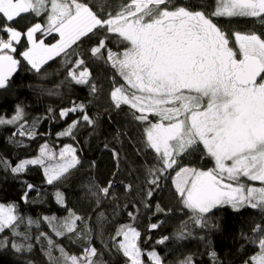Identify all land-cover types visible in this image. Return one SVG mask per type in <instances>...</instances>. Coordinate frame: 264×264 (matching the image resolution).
Listing matches in <instances>:
<instances>
[{
    "label": "snow or ice",
    "instance_id": "6c2138e0",
    "mask_svg": "<svg viewBox=\"0 0 264 264\" xmlns=\"http://www.w3.org/2000/svg\"><path fill=\"white\" fill-rule=\"evenodd\" d=\"M22 14L44 16L45 23L33 24L22 34L11 27V22ZM219 17L256 18L264 25V0H215L211 14L173 6L172 0H124L119 10L107 13L103 6L101 11H95L84 0H0V21H7L0 23V32L7 34V39L0 37V89L8 86L20 63L13 53L17 51L14 42L18 44L22 35L27 37L29 46L20 56L39 73L54 57L62 53L69 56V50L82 38L102 33L90 53L105 59L114 69V76L122 81L118 86L114 84L110 93L115 106L128 105L134 119L144 125L145 146L155 153L158 164L148 169L151 178L147 182L158 186L169 170L174 171L171 180L176 194L192 213L197 227H205L207 215L218 207L264 210V34L235 31L233 45L228 33L214 21ZM36 33H56L59 39L46 44L43 39H36ZM111 36L122 46L119 51L107 48ZM84 63L77 56L68 70V77L77 84L88 83V69L80 70ZM92 91H96L95 85ZM83 108L81 104L61 110L60 117ZM23 118L24 111L17 106L11 119L0 117V124H16ZM82 118L93 123L87 114ZM77 123L73 121L58 135H71ZM18 134L34 136L35 123L29 131L25 130V123H20ZM201 148L213 167L202 170L181 166L184 156ZM44 157L57 161L44 168L49 185L64 178L80 162L72 145H65L57 160V154L45 143L40 156L21 161L11 171L21 172L27 164L44 165ZM248 182H259L260 186ZM32 187L28 185L29 189ZM110 188L111 182L101 187L99 194L107 197ZM55 195L57 203L63 205L62 193ZM42 220L56 237L84 235L77 231V221L82 217L71 210L62 219L44 216ZM24 222L14 204H0V233L10 231L12 237L24 241L17 243L3 237L0 247L11 243L17 252L32 250V244L27 243L31 237L18 231ZM33 224L39 227L37 221L28 218L27 226ZM156 227L150 225L151 229ZM252 233L247 239L257 251L244 264H264V220L253 227ZM139 236L134 227L122 225L111 238L129 264H144L136 242ZM41 238L47 240L45 255L49 264H102L95 259L98 252L91 245L77 256L69 254L47 233L36 237L38 242ZM146 255L151 264H163L155 251ZM211 255L215 259V253ZM180 264L193 262L186 257Z\"/></svg>",
    "mask_w": 264,
    "mask_h": 264
},
{
    "label": "trees",
    "instance_id": "16d2710c",
    "mask_svg": "<svg viewBox=\"0 0 264 264\" xmlns=\"http://www.w3.org/2000/svg\"><path fill=\"white\" fill-rule=\"evenodd\" d=\"M84 2L95 11H101L103 6L107 13L119 10L124 0ZM209 5L207 1L205 6ZM223 18L245 30L253 27L259 33L261 24L256 19ZM45 19L44 16L22 14L11 22V27L23 34L33 24H44ZM251 23L257 26H251ZM102 35L90 34L82 38L69 50V56L62 53L54 57L42 66L39 73L20 56L29 46L27 37L22 35L20 42L14 44L17 51L13 55L20 63L8 86L0 89V117L11 119L20 106L24 118L16 124H0V161L4 162L0 163V204L16 206V212L25 218L18 231L31 237L27 243L33 247L31 251L22 252L15 251L11 243L0 247V264H49L45 255L47 240L41 238L38 242L36 239L41 232L47 233L69 254L79 256L85 247L91 245L98 252L95 259L102 264H129L111 239L122 225L134 227L140 233L136 242L142 250L144 264H151L146 255L150 251H155L163 264H180L186 257H191L193 264H244L257 251L247 237H251L253 227L264 220V210L247 206L239 210L231 206L218 207L207 215L205 227H197L191 219L192 213L184 208L176 194L171 180L174 171L169 170L158 186L147 182L151 178L148 169L158 167V164L155 153L145 146L144 125L134 119L133 110L128 105L115 106L110 93L114 84L118 86L122 81L114 76V69L105 59H97L90 53ZM0 37L7 39V34L0 32ZM36 39L53 44L59 37L55 33H36ZM121 47L115 36L107 40V48L119 51ZM77 56L85 62L80 70L86 67L90 73L88 83L77 84L68 77V70ZM93 85L95 92L92 91ZM81 104L84 106L82 111L78 109L60 117L61 110ZM84 114L90 117L92 124L83 120ZM73 121L78 123L71 135H58ZM20 123H25L26 131L35 123L36 134L20 136ZM45 143L56 154L65 145H72L79 164L51 185L47 183L44 165L27 164L21 172L11 171V167L21 161L40 156L41 145ZM114 152L118 155L114 156ZM181 166L207 170L214 165L201 148L184 156ZM109 182L108 196L99 194V189L107 187ZM29 184L32 189L28 188ZM57 192L63 195V205L57 203ZM69 210L82 217L77 221V231L84 235L71 233L56 237L42 217L62 219ZM130 212L133 216H129ZM28 218L37 221L39 227L36 224L27 226ZM152 224L157 227L151 229ZM3 237L24 243L7 230L0 233V239ZM164 237L168 239L158 243ZM212 253H215V259ZM53 254L59 255L55 250Z\"/></svg>",
    "mask_w": 264,
    "mask_h": 264
},
{
    "label": "flooded vegetation",
    "instance_id": "af4514ba",
    "mask_svg": "<svg viewBox=\"0 0 264 264\" xmlns=\"http://www.w3.org/2000/svg\"><path fill=\"white\" fill-rule=\"evenodd\" d=\"M210 3L209 6H205V4ZM193 2V1H192ZM194 3H197L196 5ZM172 5L173 6H185L188 8H191L193 10H203L206 11L208 14H211V12L213 11V9L215 8V0H195V2L193 3H188V2H183L180 0H172ZM240 19H244L245 18H240ZM247 20H251V19H256V18H246ZM214 21L226 32L228 33L230 40H232V43L234 45V38L232 37V33L235 31H239L241 33H248V32H252L255 31L257 29H254L253 27L246 29L243 27L241 28V26H239V24H237V26H235L234 23H230L231 21H225V18L223 17H219V18H214ZM256 24H252L251 26H255ZM257 26V25H256ZM258 33V32H257ZM258 34H264V25H260V30Z\"/></svg>",
    "mask_w": 264,
    "mask_h": 264
},
{
    "label": "rangeland",
    "instance_id": "374dc122",
    "mask_svg": "<svg viewBox=\"0 0 264 264\" xmlns=\"http://www.w3.org/2000/svg\"><path fill=\"white\" fill-rule=\"evenodd\" d=\"M56 34V33H55ZM57 35V34H56ZM14 44H16L14 42ZM44 160H45V164H44V167L46 165H48L49 163H56L57 161L56 160H49L47 157H44ZM57 160H58V154H57ZM47 163V164H46ZM248 183H252L253 186H260L259 182H248ZM122 238V237H121Z\"/></svg>",
    "mask_w": 264,
    "mask_h": 264
},
{
    "label": "water",
    "instance_id": "95a60500",
    "mask_svg": "<svg viewBox=\"0 0 264 264\" xmlns=\"http://www.w3.org/2000/svg\"><path fill=\"white\" fill-rule=\"evenodd\" d=\"M13 74H15V73H13Z\"/></svg>",
    "mask_w": 264,
    "mask_h": 264
}]
</instances>
